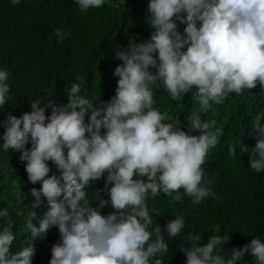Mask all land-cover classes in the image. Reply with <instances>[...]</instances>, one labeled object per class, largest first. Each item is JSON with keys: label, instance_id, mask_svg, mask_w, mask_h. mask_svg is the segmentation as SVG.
<instances>
[{"label": "clouds", "instance_id": "9594fccd", "mask_svg": "<svg viewBox=\"0 0 264 264\" xmlns=\"http://www.w3.org/2000/svg\"><path fill=\"white\" fill-rule=\"evenodd\" d=\"M105 3L74 0L81 12ZM147 11L149 38L132 37L114 54L122 63L114 69L117 87L109 101L75 79L56 91V103L41 101L33 89L19 101L22 116L8 113L0 122V150L19 167V193L29 194L32 208L41 205L29 211L34 221L26 223L27 236L13 230L9 215V209L17 216L23 210L12 201L0 209V219H7L0 264H35L40 258L31 244L43 249L58 235L49 264H162L169 243L160 226L149 231L148 201L164 194L179 202L180 189L193 204L216 197L202 165L220 143L221 129L201 114L233 93L258 85L264 92V0H148ZM54 35L62 42L70 33ZM9 76L0 69V108L11 98ZM161 88L174 101L192 94L199 107L188 123L198 134L154 107ZM235 130L225 134V153H247L250 169L264 172V108ZM184 228L177 216L163 231L171 239ZM201 234H190V246L181 247L186 264H241L246 255L264 264L259 237L225 255L230 236L212 235L204 243Z\"/></svg>", "mask_w": 264, "mask_h": 264}, {"label": "trees", "instance_id": "16d2710c", "mask_svg": "<svg viewBox=\"0 0 264 264\" xmlns=\"http://www.w3.org/2000/svg\"><path fill=\"white\" fill-rule=\"evenodd\" d=\"M147 9L148 0H106L103 7L86 12H81L74 0H21L16 5L11 0H0V69L10 72L11 97L0 108V122L8 113L21 117L23 107L19 101L33 89L41 101L56 103V91L75 79L92 86L96 98L109 101L117 87L114 69L122 63L114 54L127 47L132 37L137 42L149 38ZM57 29L70 35L61 42L54 35ZM154 100V107L168 112L171 121L182 130L198 134L188 123L191 111L199 107L191 93L174 101L161 88L154 91ZM263 108L264 92L258 85L239 96L231 94L201 114L203 120H215L221 129L220 143L210 149L202 165L204 179L210 182L208 187L216 197L193 204L180 189L179 202L164 194L148 201L153 219L149 231L160 226L169 243V253L160 257L162 264H186L181 247L190 246V234L202 232L204 243L212 235L230 236L224 245L225 255L233 247H243L256 237L264 240V172L250 169L247 153H225L227 139L236 133L237 125L256 119ZM3 131L0 127V133ZM0 160V170L4 173H0V209L12 201L18 211L23 210L25 214L17 216L9 209V215L15 221L13 230L27 236L30 232L26 223L34 221L29 211H37L41 205L32 208L29 194L22 189L19 193L20 172L14 157L0 150ZM101 214L109 213L101 210ZM177 216L184 217L185 228L169 239L163 229ZM6 226L7 219H0V230ZM58 242L59 235L48 245L44 244L43 249L31 244L40 258L35 264H49L51 247ZM241 264H253L251 255H246Z\"/></svg>", "mask_w": 264, "mask_h": 264}]
</instances>
